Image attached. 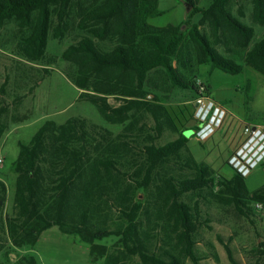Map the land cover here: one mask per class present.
I'll return each instance as SVG.
<instances>
[{
  "label": "trees",
  "instance_id": "1",
  "mask_svg": "<svg viewBox=\"0 0 264 264\" xmlns=\"http://www.w3.org/2000/svg\"><path fill=\"white\" fill-rule=\"evenodd\" d=\"M76 1L0 0V27L13 19L20 28H30L18 44V54L29 62L41 61L49 33L58 39L63 36ZM177 1L191 6L187 19L200 14V24L208 27L207 35L197 24L189 30L197 63L239 74L241 65L217 46L228 52L243 50L252 41L253 29L230 13V0H212L207 8L197 6L200 0ZM248 1L253 23L264 25V0ZM161 15L158 0H102L80 13L77 28L86 35L69 45L61 59L74 67L70 79L81 91L78 100L124 130L113 136L85 118L71 117L62 124L44 122L28 143L19 144L11 168L16 176L13 213L4 217L13 247L35 246L44 231L57 227L63 234L78 236L103 264H184L187 259L199 264L195 236L204 222L201 204L233 207L250 219L253 205L264 203V186L250 191L241 174L233 172L226 179L197 162L183 132L173 141L156 144L166 132L176 131V125L159 95L147 98L148 74L161 69L172 86L197 89L194 78L184 80L173 66L184 52L181 27L148 22ZM93 39L109 41L113 47L104 50ZM243 60L264 76V36ZM109 97L120 104L110 105ZM8 110L2 85L0 139L7 129ZM137 112L153 120L140 157L134 152L135 140L126 134L135 127L132 119ZM5 197L6 186L0 180V214ZM110 236L119 239L112 250L95 245ZM225 249L234 263L227 245ZM17 264L37 262L24 255Z\"/></svg>",
  "mask_w": 264,
  "mask_h": 264
},
{
  "label": "rangeland",
  "instance_id": "2",
  "mask_svg": "<svg viewBox=\"0 0 264 264\" xmlns=\"http://www.w3.org/2000/svg\"><path fill=\"white\" fill-rule=\"evenodd\" d=\"M102 0H78L70 8L67 30L61 38H54L52 31L47 38L45 56L38 62H29L18 54L19 42L30 33V28H20L16 21L8 20L0 27V86H4L9 110L6 116L7 129L0 139V180L6 186V197L0 214V264H17L24 255H31L37 264H103L97 255L91 256L89 245L76 235H66L57 227L44 231L35 246L13 247L4 228V217L13 213L15 174L12 164L19 154V144L28 143L46 121L62 124L71 117L85 118L89 124L112 132L122 133L123 125L105 122L96 108L78 100L81 92L70 79L74 67L61 59L62 52L77 43L86 34L77 28V21L84 9L97 5ZM212 0H200L198 7L207 8ZM177 0H158L163 15L150 18L155 27L168 24L178 25L184 34L181 62L173 61L184 80H196L197 89H182L171 85L161 69L148 74V97L157 94L170 112L176 131L166 132L156 141L163 145L175 140L180 132L188 139L187 148L197 162H203L219 177L229 179L233 171L227 164L229 157L241 146L247 137L246 127L264 130V76L249 67L243 60L245 52L264 36V25L253 23L252 5L248 0H230V13L242 24L253 29L250 45L243 50L231 52L220 45L219 52L241 65L239 74H228L213 69L209 64H198L189 39L191 25L197 24L201 33L207 35L208 27L200 24L201 15L187 19L191 10ZM53 27L56 23L53 22ZM102 49L110 50L109 41L93 39ZM204 86V97L213 100L225 111L219 128L203 139L196 136L197 128L203 123L194 117L196 103L202 96L199 84ZM112 106H118L117 98L109 97ZM133 129L126 134L135 140L134 152L141 156L146 134L152 133L153 120L146 113L133 115ZM186 129V130H185ZM248 190L264 186V167L258 165L245 176ZM188 200V196H184ZM257 204V203H256ZM253 205L250 219L241 216L233 207H202L204 222L195 236V256L199 264H264V203L260 208ZM206 214V215H205ZM115 236L96 241V246L108 250L118 245ZM225 245L232 260H229ZM261 251L263 254H260ZM259 256V258H257ZM184 264H193L189 259Z\"/></svg>",
  "mask_w": 264,
  "mask_h": 264
},
{
  "label": "built area",
  "instance_id": "3",
  "mask_svg": "<svg viewBox=\"0 0 264 264\" xmlns=\"http://www.w3.org/2000/svg\"><path fill=\"white\" fill-rule=\"evenodd\" d=\"M199 92L202 95L196 103L194 117L197 122L204 123L200 129L196 131V136L203 139L213 132L214 129L221 126L222 115L225 112L213 100L204 97V86L198 84ZM247 137L241 146L227 160V164L235 173L246 176L253 168L264 163V130L258 127L245 128ZM260 142L256 144L258 141ZM3 159L0 157V165ZM257 208L261 204H256Z\"/></svg>",
  "mask_w": 264,
  "mask_h": 264
},
{
  "label": "bare ground",
  "instance_id": "4",
  "mask_svg": "<svg viewBox=\"0 0 264 264\" xmlns=\"http://www.w3.org/2000/svg\"><path fill=\"white\" fill-rule=\"evenodd\" d=\"M222 111H223V109H222ZM224 116H225V112L223 113V115H222V119H224ZM221 123H222V121H221ZM209 135V134H208Z\"/></svg>",
  "mask_w": 264,
  "mask_h": 264
},
{
  "label": "water",
  "instance_id": "5",
  "mask_svg": "<svg viewBox=\"0 0 264 264\" xmlns=\"http://www.w3.org/2000/svg\"><path fill=\"white\" fill-rule=\"evenodd\" d=\"M189 8H190L189 5H186V10H187V11L189 10Z\"/></svg>",
  "mask_w": 264,
  "mask_h": 264
},
{
  "label": "clouds",
  "instance_id": "6",
  "mask_svg": "<svg viewBox=\"0 0 264 264\" xmlns=\"http://www.w3.org/2000/svg\"><path fill=\"white\" fill-rule=\"evenodd\" d=\"M259 142H260V140L256 144H258Z\"/></svg>",
  "mask_w": 264,
  "mask_h": 264
},
{
  "label": "crops",
  "instance_id": "7",
  "mask_svg": "<svg viewBox=\"0 0 264 264\" xmlns=\"http://www.w3.org/2000/svg\"><path fill=\"white\" fill-rule=\"evenodd\" d=\"M217 129V128H216Z\"/></svg>",
  "mask_w": 264,
  "mask_h": 264
}]
</instances>
